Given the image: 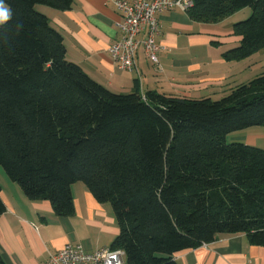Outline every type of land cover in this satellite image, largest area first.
<instances>
[{"label": "trees", "instance_id": "1", "mask_svg": "<svg viewBox=\"0 0 264 264\" xmlns=\"http://www.w3.org/2000/svg\"><path fill=\"white\" fill-rule=\"evenodd\" d=\"M4 2L14 15L0 25V167L29 199L70 216L72 187L83 183L111 203L110 247L127 264H179L175 254L220 234L264 246V148L228 140L264 129V74L220 99L143 93L138 83L115 92L68 59L63 34L37 8L66 11L74 0ZM246 7L252 14L233 25L239 43L223 53L236 61L264 50V0H193L187 12L217 23Z\"/></svg>", "mask_w": 264, "mask_h": 264}, {"label": "crops", "instance_id": "2", "mask_svg": "<svg viewBox=\"0 0 264 264\" xmlns=\"http://www.w3.org/2000/svg\"><path fill=\"white\" fill-rule=\"evenodd\" d=\"M37 8L63 34L68 59L115 92H131L138 83L143 93L155 90L200 99L228 94L240 79L228 83L240 72L236 66L240 62L223 57L231 47L215 44L222 41L213 38L211 24L192 20L179 8L157 14L161 26L158 39L166 46L160 54L163 70L148 60L140 46L136 56L140 74L120 69L111 55V46L122 36L118 27L121 12L115 0H74L66 11ZM244 130L233 140L264 148V142L258 141L264 138L263 132ZM0 184L6 205L0 216V252L6 264H43L66 244L95 251L109 247L119 233L113 208L98 202L83 184L72 187L75 211L70 216L56 215L48 200L29 199L1 172ZM174 257L179 264H264V246L252 244L246 234H220L214 242Z\"/></svg>", "mask_w": 264, "mask_h": 264}, {"label": "built area", "instance_id": "3", "mask_svg": "<svg viewBox=\"0 0 264 264\" xmlns=\"http://www.w3.org/2000/svg\"><path fill=\"white\" fill-rule=\"evenodd\" d=\"M121 12L118 27L120 40L111 48V55L122 70L137 71L140 74L136 56L143 46L148 60L162 71L160 54L166 46L159 41L161 26L157 14L179 8L183 11L193 5V0H115ZM43 264H127L126 253L121 248L103 247L87 251L82 245L66 244L52 253Z\"/></svg>", "mask_w": 264, "mask_h": 264}, {"label": "rangeland", "instance_id": "4", "mask_svg": "<svg viewBox=\"0 0 264 264\" xmlns=\"http://www.w3.org/2000/svg\"><path fill=\"white\" fill-rule=\"evenodd\" d=\"M39 6L42 8L47 7L46 5H39ZM251 14H252V8L246 7L244 9L238 11L234 15H232L230 19H227V17H226V18H224L225 21H224V19H222L221 21H219L217 23H210L211 24L210 31H212V33H215L212 35L213 38L216 40L222 41L221 44L219 42H215V44L221 45L223 47H229V46L234 47L235 45H237L238 42H234V39H236L238 37V35H236L234 33L233 25L235 22L245 20ZM237 62H240V63H238V65H236L240 70L239 75L237 77H232L231 79H228V83H231V82L235 81L236 79L240 78L239 80H237L238 82H236V84H235L236 86H238L240 84L247 83L248 81H250L251 79H253L259 75L264 74V50L256 51L251 56H249L243 60H237ZM225 95H227V94L216 95V96H212V97H213V99H220L221 97H223ZM258 131H261L264 133L263 127H260V126L249 127V128H246L244 130V133H246V132L247 133L248 132H258ZM237 134H241V133H237ZM235 136H237V135H235ZM233 137H234V135H231L228 138L229 142L233 141ZM258 141H260V143H263L264 138H259ZM0 172H1V174H4L7 176L3 167H0ZM79 184H83V183H79ZM106 204H108V206H110V208H112L111 203H106Z\"/></svg>", "mask_w": 264, "mask_h": 264}, {"label": "clouds", "instance_id": "5", "mask_svg": "<svg viewBox=\"0 0 264 264\" xmlns=\"http://www.w3.org/2000/svg\"><path fill=\"white\" fill-rule=\"evenodd\" d=\"M13 15L12 9L5 4L4 0H0V25L12 20ZM17 26L20 27L21 25L18 24Z\"/></svg>", "mask_w": 264, "mask_h": 264}]
</instances>
